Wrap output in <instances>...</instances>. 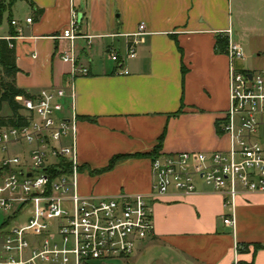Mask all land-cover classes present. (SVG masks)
I'll return each instance as SVG.
<instances>
[{
  "label": "crops",
  "instance_id": "1",
  "mask_svg": "<svg viewBox=\"0 0 264 264\" xmlns=\"http://www.w3.org/2000/svg\"><path fill=\"white\" fill-rule=\"evenodd\" d=\"M25 1L26 16L14 17L10 9L4 24L2 14L0 39L15 34L11 21L19 23L22 36L12 42L16 87L31 96L54 88L69 94L72 87V104L67 99L60 117L77 119L80 195L149 194L150 153L157 147L158 154L226 150L220 124L228 109L230 61L216 52V39L240 46L235 19L264 16V0ZM72 11L79 33L92 37L89 45L83 39L73 43L86 76L72 77L71 65L60 58L70 48L61 35ZM133 42L136 55L128 59ZM111 50L119 62L108 58ZM7 153L28 158V150L17 146ZM5 156L0 149V184ZM150 206L154 233L136 259L264 264V248H255L264 246V194L237 197L228 209L222 196L198 181L194 194L165 196ZM228 214L234 227L223 224ZM13 223L9 214L0 221V248Z\"/></svg>",
  "mask_w": 264,
  "mask_h": 264
},
{
  "label": "built area",
  "instance_id": "2",
  "mask_svg": "<svg viewBox=\"0 0 264 264\" xmlns=\"http://www.w3.org/2000/svg\"><path fill=\"white\" fill-rule=\"evenodd\" d=\"M31 23V19H26ZM21 38L22 28L11 21ZM144 26L139 27L140 32ZM61 38L70 48L61 60L71 65V76H86L78 65L73 43L91 36L79 33L78 14L72 11ZM136 43L126 58L136 55ZM12 48L13 44L10 43ZM228 109L221 119L226 150L159 154L151 160L149 194L82 196L78 193L77 119L60 117L64 103L72 104L74 93L63 89L42 90L35 96L16 97L27 124L0 129L4 178L0 184V210L13 219L3 232L0 264H103L129 259L154 233L151 202L165 196L188 197L197 182L222 196L230 208L237 197L264 194V69H238L242 48L228 39ZM108 58L119 62L118 54ZM27 144V160L8 154L11 146ZM22 223H15L17 219ZM223 224L234 227L231 215Z\"/></svg>",
  "mask_w": 264,
  "mask_h": 264
},
{
  "label": "rangeland",
  "instance_id": "3",
  "mask_svg": "<svg viewBox=\"0 0 264 264\" xmlns=\"http://www.w3.org/2000/svg\"><path fill=\"white\" fill-rule=\"evenodd\" d=\"M27 5L25 0H18L14 3L11 8L12 16H26L27 14ZM4 24L7 23V17L9 16V12H6L3 15ZM237 17V16H235ZM236 21V29L235 36L240 43V47L242 48V53L244 55V59L242 61H237L236 66L240 69L256 71L260 69H264V16H243L240 17L239 20ZM240 23V24H239ZM242 25L246 32L240 26ZM113 62V61H112ZM115 63V62H114ZM1 114L9 115L10 110L7 105H3L1 110ZM21 147L22 150H28L30 147L27 144H24ZM12 150H17L15 147H12ZM8 214L2 213L0 211V221L4 218H7ZM22 219H17L15 223H22ZM1 254V248H0ZM136 254L134 253L129 257V259L122 260H108L103 264H151L147 263L143 259H136ZM91 264H101L98 262H94Z\"/></svg>",
  "mask_w": 264,
  "mask_h": 264
},
{
  "label": "trees",
  "instance_id": "4",
  "mask_svg": "<svg viewBox=\"0 0 264 264\" xmlns=\"http://www.w3.org/2000/svg\"><path fill=\"white\" fill-rule=\"evenodd\" d=\"M18 0H0V19L4 12H9L14 3ZM41 15V11H38ZM11 41L0 39V111L5 104L10 110L7 117L0 116V127H23L27 124L26 117L21 114V106L15 101L16 97H31L23 89L16 87L14 77L17 73L15 64L14 47L10 48ZM228 40L220 35L217 36L215 50L218 53H225ZM238 68V67H237ZM240 69V68H238ZM182 73L184 68L182 67ZM159 147L150 153L152 159L158 156ZM256 249L264 248V246L256 245Z\"/></svg>",
  "mask_w": 264,
  "mask_h": 264
}]
</instances>
